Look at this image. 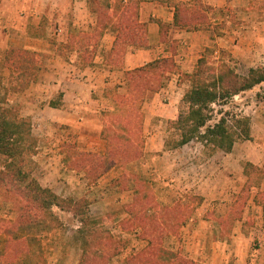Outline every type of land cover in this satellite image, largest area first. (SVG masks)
Masks as SVG:
<instances>
[{"label": "rangeland", "instance_id": "rangeland-1", "mask_svg": "<svg viewBox=\"0 0 264 264\" xmlns=\"http://www.w3.org/2000/svg\"><path fill=\"white\" fill-rule=\"evenodd\" d=\"M101 1L111 5L116 2V0ZM122 1L126 2V0ZM142 1L170 2L171 0H141V3ZM231 2L232 5H227L225 9L218 8V12L225 19L222 21L218 15L217 21L222 22L216 25V29L220 32L219 28L225 27L231 36L232 48L244 49V51L234 56L233 52L220 54L216 53L215 49L211 51L210 48L206 50L204 56L210 65L227 62L237 72L245 75L250 68L264 66V0H231ZM79 32L70 31L69 34ZM49 39L56 42L57 49L55 53L47 50L36 51L41 68L35 84L31 82L26 85L20 73L4 63L5 51L15 46L4 45V48L0 46V105L14 106L21 116L31 120L33 134L38 139V144L36 153L30 157V165L34 176L40 183L63 197L89 198L91 214L103 217V225L116 238L127 240L126 246L112 259V264H128L127 259L148 244V241L142 237L141 227L124 229L122 226V221L128 220L131 216L128 206L136 198L138 184L144 183L150 185L155 201L159 205L170 206L179 201L184 205L189 204L194 207L186 223L180 226L179 234L164 237L167 250H182L185 255L204 264H240L238 253L248 256L247 264H264L262 254L264 252V230L261 228L263 216L257 208L249 204L245 218H254V225L247 228L249 229L248 234L243 236L241 232L239 241H236L237 232L240 231V222H236L231 237L222 238L219 217L227 211L237 192L233 191L230 202L226 197L215 195L210 197L204 193L201 184L206 186V181L204 179L201 181L199 174L203 170L198 172L192 161L197 160L198 165L203 164L212 155L211 151L198 140H192L183 146L176 147L180 136L171 126L172 119H163L164 117H159L158 121L148 119L146 102L143 105L145 115L141 136L144 140V147L137 158L114 165L95 181L90 180L86 170L70 168L67 160L70 158L69 152L72 149L73 153H90L99 158L107 156L108 142L102 135L103 117L105 112L116 110L109 93L114 91L123 93L127 87L126 82L121 83L122 78L108 76L107 79L112 80L111 84L100 92L93 91V96L99 100L94 106L100 115L101 131L97 133L99 138H94L96 132L91 131L88 125L76 127L61 122L65 93L62 88L66 86L67 79L80 78L82 72L86 71L85 67L93 66L97 62V57L105 54L100 53L99 48L95 52L87 53L82 49L76 51L64 48L60 51L59 44L65 43L68 38L66 41L60 39V42L51 37ZM54 56L61 61L56 68L57 79L49 74V77H46L43 68L47 69L49 59L53 60ZM106 57L104 62L111 66L106 61ZM74 72L77 74L74 75ZM37 83H42V85ZM24 85L26 87H23ZM88 102L90 103L88 105H93L90 100ZM167 102L163 99V103ZM52 103L57 105L52 106ZM214 107L216 113L211 122L217 120L222 111L248 115L252 118V139L239 138L236 142L238 156H240L239 163L244 164L249 161L247 158L250 156L254 159H262V153H264V82L256 85L251 91L236 95L227 104H217ZM187 109L188 104L184 100L181 101L179 114ZM88 112L90 114L88 123L97 122V119L91 122L94 118L93 111ZM82 119L79 117L78 121ZM147 128L159 129L158 140L161 145H164L163 148L149 149L148 141L151 134ZM2 167L0 161V170ZM203 172L205 174L202 176H205L206 171ZM200 198H202L201 202ZM53 210L61 220L57 226H54L51 218H45L43 223L20 225L15 221L16 212L13 205L0 197V256L4 254L7 240L10 238L18 240V237L26 236L31 253L24 261L18 258L13 264H78L81 249L76 241L75 233L80 222L71 212L63 211L58 207H54ZM153 213L152 210L148 212V214ZM232 235L235 236L232 237Z\"/></svg>", "mask_w": 264, "mask_h": 264}, {"label": "trees", "instance_id": "trees-1", "mask_svg": "<svg viewBox=\"0 0 264 264\" xmlns=\"http://www.w3.org/2000/svg\"><path fill=\"white\" fill-rule=\"evenodd\" d=\"M88 2L97 15L95 29L70 33L67 41L59 44L60 51L65 48L95 52L108 30L116 34L114 46L106 57L111 65H122L130 48L149 46L148 25L140 18L141 0H116L114 5L104 4L101 0ZM208 9L203 0L177 4L173 23L157 19L161 41L169 40V31L175 26L198 29L208 25ZM37 55L34 50L9 47L4 54V63L18 71L28 85L39 78L41 64ZM177 69V62L170 56L127 70L126 91L109 93L116 110L105 112L103 117L102 135L108 142L107 156L99 158L90 153H73L72 149L67 160L70 168L86 170L90 180L95 181L114 165L137 158L144 147L141 137L145 115L143 105L166 85L171 73ZM181 80L190 82V87L183 97L188 109L170 121L180 136L176 147L198 140L211 153L231 152L239 138L252 139V118L248 115L222 111L217 120L211 121L216 113L214 105H225L236 95L264 82V66L250 68L244 75L227 62L210 65L202 56L192 72H181ZM37 140L29 118L21 116L14 106L0 105V161L3 166L0 170V197L13 205L15 221L20 225L43 223L45 218H51L57 226L61 220L53 208L71 212L80 222L75 233L81 249L78 264H112V259L126 246L127 240L116 238L103 225V217L91 214L89 198L63 197L40 183L30 165V157L37 151ZM244 173L247 176L244 186L219 217L222 238L231 237L237 221L244 220V229L254 225V218H245L252 198L264 212V164L260 166L247 161ZM193 209V205L179 201L170 206L159 205L150 185L138 184L136 198L128 206L131 216L122 221V226L124 229L141 227L142 237L148 244L131 255L128 264H204L185 255L182 250L169 251L164 244L166 235L179 234L180 226L186 223ZM150 210L154 213L148 214ZM30 253L26 236L18 237V240L10 238L0 256V264H13L18 258L24 261Z\"/></svg>", "mask_w": 264, "mask_h": 264}, {"label": "crops", "instance_id": "crops-1", "mask_svg": "<svg viewBox=\"0 0 264 264\" xmlns=\"http://www.w3.org/2000/svg\"><path fill=\"white\" fill-rule=\"evenodd\" d=\"M181 2L190 3L191 0L142 1L140 18L148 25L149 46L130 48L123 64L120 66H109L104 62L106 54L112 50L116 38L115 32L108 30L99 45V52L105 55L98 56L97 62L93 66L85 67L86 71L82 72L81 79L68 78L66 86L62 88L65 93L62 120L60 121L76 127L88 125L91 131L96 132L94 138H99L97 133L101 131L100 115L98 109L94 107L99 100L93 96V91L100 92L110 85L112 80H108V76L122 78L121 83L123 84L127 70L143 66L158 58L170 56L174 57L178 69L171 73L166 85L160 91L147 99L145 106L147 107V118L150 120L158 121L159 117L176 119L179 116L180 102L183 101L184 94L190 87L189 82L180 79L181 72H192L196 68L198 60L210 48L211 51L215 49L217 50L216 53L220 54L225 52L231 54L233 52L234 56L244 51V49L232 48L231 36L227 33L225 27L219 28L220 32H217L216 29V25L225 19L218 12V8L225 9L227 5H232L231 0H203L209 8L210 23L208 25L198 29L175 26L169 31V40L167 42L161 41L160 24L157 19L173 23L176 4ZM218 15L222 19L220 22L217 21ZM96 22L97 15L92 11L88 0H0V46H3V48L4 45L15 46L37 52L47 50L55 53L57 44L55 41L52 42L49 39L50 37L59 42L60 39L66 41L70 31L91 32L95 29ZM52 59H49L47 69L43 68L46 77H49V74L57 79L56 68L61 61L57 60L55 56ZM65 65L68 66L67 63ZM73 74L75 75L77 72ZM37 84L42 85V83ZM89 89L90 92H88ZM251 90L253 88L247 91ZM163 99L168 102L163 103ZM89 100L93 104L92 106L88 105L90 104ZM48 107L52 108L49 105ZM87 109L93 111L94 118L91 122H95L96 119L97 122L88 123L90 114ZM79 117L83 119L78 121ZM148 131L151 134L148 141L149 149L163 148L164 145H161L158 140L159 129L152 128ZM236 156H238V148L235 144L231 152L216 151L203 164L198 165L197 160L192 161L198 172L200 170L206 171L205 176H202L205 172L199 173L201 181L203 179L206 181V186L201 184L204 193L210 197L213 195L226 197L230 202L233 191L238 193L241 190L247 176L244 173V164L239 163L240 156L235 159ZM263 158L264 153H262V159H254L252 156L247 159L256 165L262 166L264 164ZM249 204L257 208V211L263 216L261 228L264 230L263 207L257 204L254 198L250 200ZM237 222H240V231L237 232L238 238L235 239L239 241L241 232L243 236H246L249 229H244V220ZM242 228L243 230H241ZM234 236L232 235V237ZM262 254L264 255V252ZM238 255V263H248V256L239 253Z\"/></svg>", "mask_w": 264, "mask_h": 264}]
</instances>
